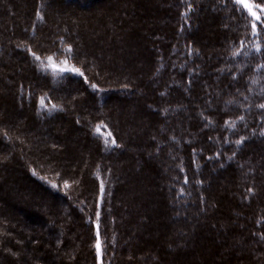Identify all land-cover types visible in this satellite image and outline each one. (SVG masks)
Instances as JSON below:
<instances>
[{"label":"trees","instance_id":"obj_1","mask_svg":"<svg viewBox=\"0 0 264 264\" xmlns=\"http://www.w3.org/2000/svg\"><path fill=\"white\" fill-rule=\"evenodd\" d=\"M71 1L76 3V0H68L66 4L68 5ZM35 2L38 3L36 9L30 8L33 15L21 10L24 15H30L25 21L27 24L23 23V29H20L18 24V29L8 31L7 37L1 38L0 36V63L4 60L3 58L7 64L19 63L17 64L18 71L23 68L20 64L26 66L24 72L27 71L26 77H29L30 80L27 85L23 82L17 84L14 98L18 105L28 112L25 116L27 121L33 119L35 124L43 126L44 124L56 125L59 123L61 127L70 122L68 121L70 117L67 116V119L66 115H71L74 129L86 136L81 137V141L88 148V155L93 157L91 160L95 161L91 165L89 159V164L83 168L84 173L81 171L82 177L70 180L69 177L62 178L59 174H53L54 164L51 166L46 165L47 161H37V165H35L27 157L30 156L29 150H24L21 140H13V136L10 134L13 125L8 126L9 129H5L0 134L2 136L0 138L2 141L3 139L8 141L2 142L5 147H8L9 143L11 149L18 145L23 147L21 154L23 152V163L28 171L25 179L29 183L28 185L32 182L30 186H36L35 189L33 188V192L37 190L40 194L37 191L35 194L39 195L40 199L45 197L50 200L49 207L60 202L69 213L71 208L79 212V214L76 212L79 230L83 231V238L88 234L90 241L88 248L92 249L95 257L97 254L95 247L97 223H99L103 260L105 264L116 262V238L117 232H119V230L115 231L116 213L115 217L112 213H103L107 208L117 207L115 199L121 186L117 180L116 167L125 171L126 169L131 170L129 173L132 176L137 173L140 176L142 170H145L147 175L150 173L157 175L162 171L159 178L165 182L166 186V189L162 188L160 191L163 196L162 204L165 208V216L173 220L186 219L187 217L194 219L196 214L199 217L200 213L205 212L207 206L212 204L209 203L211 198L207 188L215 179L213 175L218 172L235 171L233 168H238L234 158L228 156L231 143H227L228 141L225 143L222 139L225 129L222 131L218 128H221L227 120L234 121L238 116L234 113H237L240 108L244 114L241 124L245 123L246 125L245 139L240 149L248 147L241 155L245 160L246 156L250 154L247 161H243L244 163L240 166L247 171L255 169L263 171L259 177L256 175L252 177L247 172L246 180L249 183L264 184V164L262 165L264 163V109L259 107L260 104H264V67H261L264 65V33H261L260 36L252 34L249 19L237 10L238 6L233 0H169V3L172 4L170 5L171 10L165 13L168 22L166 27L163 26L164 32L155 35L157 46L152 44L151 52L145 48V45L139 47L143 69L138 79H135L137 77L130 78L132 75H123V78H120L121 76L113 77L112 70L111 73L108 71L106 75L102 76L98 74V70L96 75V71L94 73L88 69L90 64H93L88 57H93V55L86 50L85 46H82L81 49L76 46L75 42L81 38L79 39V34L66 31L65 23L62 24L65 16L59 14L57 15L58 21L54 22L51 19V22L47 23L44 12L53 11L51 7L54 4L42 3L41 0ZM53 2L58 4V7L55 8H59L61 1L53 0ZM255 2H260V0ZM75 5L83 6L81 3ZM71 6L68 5L67 8ZM10 10L12 11L11 15H14L13 8ZM211 13L215 15L210 16ZM49 15L51 14L49 13ZM204 16L207 18L204 19ZM10 19L12 18L10 17ZM219 22L225 25L224 29L227 31L224 33L218 30ZM211 26L215 30L210 29ZM10 28H13V24ZM202 28L205 29L204 38H202ZM139 39L149 44L153 42L141 36ZM203 41H210L217 45L212 51L205 52V49L203 50L199 45ZM79 43L82 44V42ZM257 43L261 45L260 52L255 51ZM242 49L244 52L234 55L238 50L243 51ZM35 56H39L41 59L37 60ZM49 57L57 61L67 59L70 65L79 69V72L69 71L57 74L49 71L46 67H41V61ZM198 59L201 63L194 64ZM203 63L205 71L215 73L214 77L207 79L201 77L200 74L203 71L200 65ZM206 65L209 66L206 68ZM100 67L98 66V68ZM111 68L113 67L106 70ZM227 73L233 76L225 77ZM29 74L33 77H30ZM39 79L40 81H38ZM39 83L40 85H38ZM41 83L46 85L42 84L44 86L42 87ZM45 86L47 87L45 88ZM40 87L43 89L40 90ZM250 89L249 94H246V91ZM55 91L57 92L55 93ZM225 91L228 93L227 96H225ZM67 92L73 93L74 97H70ZM230 92L231 94L232 92L244 93H242L243 96L236 99V95L229 97ZM132 96H134L132 101L137 100L138 104L143 101L139 111L146 116L147 126L146 132L139 134V141L135 145L132 138L133 136L137 137L139 131L137 130L136 134L132 128H129L124 133L121 121H115L114 114L110 113L108 109H106V113L103 112L108 104H111L113 108L116 106L119 112L122 111L128 101L127 98ZM42 97L46 106H42L40 103ZM76 101L82 106V111L76 107ZM221 103H224L222 105L225 111L223 115L213 114V108L215 106L219 108ZM70 105L73 107H69ZM135 113L137 114V110ZM184 114L187 117L185 126L178 120L173 122L174 117H183ZM133 127L136 130V126ZM213 128H215L214 133H212ZM236 131L240 132V129L237 127ZM109 133H111L110 136ZM235 134L237 133L233 135L235 136ZM113 139L115 144L112 143ZM251 142L257 143L253 146L250 145ZM31 146L33 147V143ZM218 146L221 148L219 155L216 151ZM222 146L226 147L222 149ZM257 146L260 149V151L257 150L259 156H256L259 157L258 163L252 164L254 163L252 149H256ZM39 147L36 146L38 151L41 150ZM57 151L59 150H55V152ZM95 156H99L97 161L94 159ZM151 159H158L162 170L152 162H147ZM163 173L165 177H163ZM84 174L85 178L87 177L86 182L91 188L89 191H86L85 183L82 180ZM233 178L235 179L236 176ZM101 185H103V189ZM246 188L242 192L239 185L237 194L242 199L247 198L250 205L243 207L245 209L243 211L236 208L238 201L232 200L230 206L228 205L224 210V214L229 218H232L233 214L234 216H249V223L244 224L247 235L254 245L264 248V186L260 190H253L251 194ZM96 197L99 204L93 208ZM97 213H99L98 221ZM121 227L123 229V226ZM252 235L255 237L252 238ZM263 251L262 256H264ZM83 254L84 252H82Z\"/></svg>","mask_w":264,"mask_h":264},{"label":"rangeland","instance_id":"obj_2","mask_svg":"<svg viewBox=\"0 0 264 264\" xmlns=\"http://www.w3.org/2000/svg\"><path fill=\"white\" fill-rule=\"evenodd\" d=\"M9 1L10 0H0V9H1L0 10V23H2L0 25L1 38H4L5 36L7 37L8 36L7 32L9 30H10L9 32H11V29L13 28L17 30L18 24H20V27H21L20 29H23L24 26H22V24L28 19V17L31 14L32 15L34 14L33 11H30V9L28 8L34 7L33 9H36L37 4H38L37 2H35L36 0H31V1L30 0H23V1L22 0H11L10 2ZM41 1L42 3L44 2V3H49V5H53V0H41ZM63 1L66 2L68 0H62L61 2L63 4L59 2L60 3L59 8H55L58 6L54 2L56 6L54 5L51 7V10H53L51 11L52 13L49 12L51 15H49L47 11L44 12L45 18L47 19V23H48L50 22L49 19H52V21L54 22L58 21L57 15L59 14L65 16L64 19L62 20L63 21L62 24L64 25L65 23L66 31H69V33L79 34V39L80 38L82 39V41L80 39L79 41L75 42L76 46H78L80 49L82 48V46H85L86 50L91 55H93V57L92 56L88 57L89 61H92L91 63H93V64H90L88 69H91V71H93L94 73L96 71V75H97V71L99 70L98 74L100 76L106 75L108 71L109 73H111L110 71L112 70L113 75H114L113 77L121 76L120 78H123L122 77L123 75H126V76L132 75L130 78L137 77L135 79H138V77H140V74L142 73L141 70L143 69L141 67L143 65L141 61L142 59H141V54L139 52V47L140 45H142V47L143 45H145V48L149 52H151V45L157 44V39L155 38V35L157 33L161 34L164 32L163 26L166 27V23L168 22L166 21L165 13H168L166 11L171 10L170 5H172L171 3H169V0L168 1L166 0H105V1L101 0L97 2L96 0L94 1L79 0V2L78 0H76V3L78 4L82 3V5L83 4L84 5L76 6L75 5L76 3L74 4L73 2H70L68 5L70 6L73 4L71 7H74V8L76 6L75 9L77 10H75L74 8H71V9L67 8L68 5L64 3ZM255 1L256 0H249V2H255ZM90 2L91 3L93 2V3L91 4ZM255 3H258V2H255ZM30 4L32 6H30ZM64 5L65 7H63ZM10 8H13V12H15L14 16L11 15L10 12L12 11L10 10ZM60 9L64 12H62ZM21 10H25L26 12L30 13V15L29 16L26 15L28 17H24L25 15H23ZM16 12L18 13L20 12L22 14L19 13V15H17ZM9 15L11 16V18H13V21H11V19L10 20L6 19L7 17L10 18ZM214 15L215 14L213 13L210 14V16H214ZM15 16H17L18 18H16ZM206 18L207 16H204V19ZM5 19L8 21H6ZM11 24H13V28H10ZM25 24L27 23L25 22ZM169 25L171 24L169 23ZM224 26L225 25L219 22L218 30L224 33L225 31H227L226 29H224L225 28ZM4 28H6L7 30L6 29L4 30ZM205 29L203 28L201 29L203 33L202 38L205 37L204 36ZM210 29L215 30V28L213 29L212 26L210 27ZM209 32H211V30H209ZM140 36L145 37L146 40H152L153 42L149 44V43H146L144 40L140 41L139 39ZM91 39H93V41H91ZM79 42H82V44L80 45ZM201 43L199 45L203 48V50L205 49L204 50L205 52H207L208 50L212 51L216 47L215 45H217V43H213L210 41H203V43L202 44ZM99 51L101 54L99 53ZM241 52H244V50L243 51L238 50L236 53H241ZM3 59L5 60V58ZM4 60L0 63V78L2 77L0 79L1 80L0 82H2L0 83V88L1 87L5 88L7 86L6 87L7 89L5 90L1 88L3 91L0 89L1 90L0 98H2L0 99V102L1 101L3 102V103L1 102L0 104V106L2 105L1 106L2 109L0 108L1 109L0 110L1 111L0 112V117H1L0 118L1 119L0 120L1 121L0 122V134L3 133L5 129H9L8 126L12 125L13 122L15 121L14 122L15 125L13 124V128H12L13 130L12 129L10 130L11 131L10 134L11 136H13V140H18V141L21 140L20 142H22V146L24 147V150L25 151L29 150L31 157L30 156H27V157H29L30 160L33 161L35 165H37V161L38 162L47 161L49 164L45 163L46 165L52 166V164H54L55 166L54 167L55 170H53L54 171L53 174H59L60 176H62V178L69 177L70 180L71 178H75V177L81 178L82 177L81 171L83 172L84 166L86 164H89V161H88L89 159L90 160L93 159L92 156L88 155L89 150L84 145L83 141H81L82 139L81 137H86V136L83 133H79V131L74 129L73 117L71 115H68L71 118V120L70 118L68 119V121L70 122L66 123L65 125H62L61 127L59 126V123H56V125L49 124L45 127L42 125L43 126L42 128L40 124L39 125L35 124L33 119H32L33 122L30 119H29L30 121L28 120L29 121L28 122L25 117L27 116V112L24 110V108H22V106L20 105H17L18 104L17 102H16L17 104L15 102L13 103V99L11 101H7L8 96L11 95V97L12 96L15 97L14 96L15 92L13 91L16 90L18 83L23 82L25 85H27V83L29 82L28 81L29 77H26L27 74H25L24 72L25 66L20 64V66H23L21 71L19 70L21 72L20 74V72L18 71L19 66L17 65L19 63L11 62L7 64L5 63ZM198 60H195L194 64L196 63L200 64L201 61L200 59ZM109 64L110 66L108 67ZM42 65H45L46 69L54 73H57V74L74 71L72 69H75L72 64L70 65V63L67 62V59H62V60L57 61L53 58L52 61L49 62L47 58L41 61V67ZM98 66H101L102 68L101 67L98 68ZM200 66H202V71H203V73L200 74L201 77L206 78V79L208 77H214L215 73L213 74V73H208L209 71H205L204 63ZM208 66L209 65H206V68ZM110 67H113V68H111L110 70H106V69H109ZM61 69H67V70L61 71ZM235 69L240 71L238 68H235ZM229 74L228 73L225 74V77L233 76V75L230 76ZM17 78L19 79L21 78V79L19 80ZM213 79H212V82L214 81ZM15 81H16V84H15ZM7 82L8 84L6 85ZM8 86H11V87H8ZM11 88H13L12 92H11ZM234 90H237V89H234ZM239 90L241 91V89ZM249 91H251V89L247 90L246 94H249ZM5 93L6 95H4ZM242 93L244 92H237V93L232 92V94L230 92L229 97H232V95H236V99H238L239 96H243ZM227 95L228 93L226 92L225 96ZM139 97L142 98V96H139ZM132 98H134V96L127 98L128 101L127 103H125L124 108L120 112L116 106L115 108H113V106L111 107V104H108L107 107L104 109L105 111L103 112L106 113L107 111L106 109H108L110 113L114 114L113 116H115V121L116 120L117 122L121 121L123 125V129H124V133H126V130L129 128H132L133 131L136 132V134H137V130L139 131L137 137L133 136L132 138V141L134 142V145H135L139 141V138H138L140 137L139 134L141 135L143 132H146L145 130L147 126H146V121H145L146 116L143 115V113H140L139 111L141 109L140 107H142L143 105V101L140 100L141 103L138 104V101L137 100L132 101ZM4 100L9 103L7 104L6 102L5 103L6 105H5ZM77 101L75 102V105L79 109V111L80 110L82 111V106L80 104H77ZM10 103L13 105L15 104V105L13 106ZM3 104L5 106H3ZM9 104L11 105L12 109L10 107L8 109L7 105L9 106ZM223 104L224 103H221V106L219 108L215 106L213 108L214 109L213 114L223 115V112H225L224 108L222 107ZM69 107H73V106L70 105ZM5 108H7L6 112H5ZM135 110H137V114L135 113ZM6 113H7V116H6ZM15 113H18V114H15ZM12 114L14 115V117H12ZM234 114L238 115L237 117H235L234 121L231 119L227 120L226 122H224L221 128L220 127L219 128L215 127V128L222 129V131H224L223 129H225L224 137L222 139L223 141H225V143L226 141H228L227 143L229 144L231 143L232 146L229 147V152L227 151L229 153L228 156L230 158H234V161L236 162V166L238 168L236 169L233 168V170L235 171L218 172V174L213 175L215 179L213 180L210 187L207 188V191H209V195L211 198L209 199V203H212V204L211 205L209 204V206H207L206 211L201 212L199 217L196 214L194 215L195 216L194 219L187 217L186 219L182 218L181 220H173L170 217L165 216L166 212L164 211L165 208L162 204L163 196L161 195L160 191L162 190V188L166 189V186L164 185L165 182L159 178L161 177L162 171L159 170L160 173H158L157 175H153L152 173H150L148 174L149 176L147 175V173H145L146 172L145 170L141 171L140 176L137 175L139 174L137 173L138 171H135L137 174L132 176L130 174L131 170L128 171V169H126L125 171V170H121L120 168L116 167V173L119 177V179L117 177V180L119 182V185L121 186V189L117 193V196L115 199V202L117 204L116 206L118 208L116 207L117 211L115 207L107 208L103 211V213H106V214L112 213V215H114L113 217H115V213H116L115 231L119 230V232H117L118 234L116 238V241H117L116 243L117 248L115 251L116 262H114L113 264H264V256H262V250H264V248L259 247L260 245L258 247L254 245L253 241H251L250 237H248L247 235L246 226L244 224L249 223V220H250L249 216L248 217H245L242 215L234 216L233 214L232 218H229L225 216L224 214L225 212L224 210H226V207L228 205L230 206L232 200L234 202L238 201L237 202L238 206L236 205L237 206L236 208H240L243 211L245 210L243 209V207H248L250 205L248 201L246 200L247 198L242 199L237 194V192L239 191V185L242 188V192L245 190L244 188L247 187L246 189L249 190L250 194L252 193L253 190H257V189L260 190L264 186L263 183L262 185H258V183H255V182L249 183L246 180L247 172L250 173L252 177L254 175L259 177L263 171L260 172V170H256V169L254 171L253 170L247 171V170L242 169L243 167L240 166L242 163H244L243 161H247V159L250 157L249 156L250 154L246 156V159L244 160L241 153H244L246 148L248 147H246L245 149L243 148L240 149V146H242V142L245 139L244 131L246 127L245 123L244 125L243 123L241 124L243 120L240 119V117L244 118L243 110L240 108L238 109L237 113L235 112ZM3 115L6 118L5 117L3 118L2 117ZM9 116H10V119H9ZM183 117L181 116L174 117L173 122H176L178 120L181 124L185 126L186 124L185 119H187V117L185 116V114L183 115ZM8 119L9 120L12 119V121H8ZM19 120L20 122L18 123ZM229 122H232V124H234L235 126L232 127L229 124ZM25 124L28 130H26ZM16 125H17V128L15 129ZM29 125L31 127L34 126L32 127L33 129ZM28 126L30 128H28ZM133 126H136V130ZM237 127L240 129V132L236 131ZM215 128H213L212 133L215 132ZM234 133H237V134H235L234 136L233 135ZM48 134L49 136H47ZM67 134L69 135L71 134L70 136L72 139L69 138L70 136ZM37 137L39 140H37ZM40 137L43 139H41ZM67 138H69V140ZM5 140L6 139H3L4 142H8L7 140L6 141ZM65 140H67L70 143L69 144L66 143L67 141ZM34 141L38 143L33 144V147H32L31 144ZM237 141H242V142L237 143ZM256 143L257 142H254V143L251 142L250 145L254 146L256 145ZM35 145L40 146L39 148H41V150L39 149L38 151ZM22 146H17L16 148H12V149L5 148V146H3V143H2V138H0V151H1L0 161L4 162V163L1 162V164H5V163L7 164V165L5 164V168L8 167L7 169L0 167L1 173H4L3 171L5 170L4 174L0 173V177L2 176L3 178H5V179L2 178L5 184L2 181H0V187L2 186V184H4L3 187L0 188L1 189L0 197H2L1 199L4 198V200H0V202L3 201L6 204V205L4 204L5 206L3 205V203L1 204V206L2 205L4 206V207L2 206L3 208L8 207V209L6 208L7 209L6 210V209H2V207L0 206L1 208L0 212L4 213L5 210L8 211L10 209V214H9V211L7 213L5 212L6 214L4 213L5 216L2 213H1L2 215L0 214V216H2L0 217V264H5V263L9 264L11 262H13L11 264H15V263L19 264L22 260H23L22 262L24 263L21 262L20 264H52V263L62 264V262L63 264H66L64 262H67V264H69V262L70 264H75V263L78 264V262L79 264L80 263L81 264H93L94 262L97 264H105V261L103 260L102 247H101V254L99 256L96 250V253H97L96 257L93 254L92 249L89 250L88 242L90 241L88 240V234H86L85 237L83 238L84 234H83V231L81 232V230H79L80 227H79V222L77 220L79 212L76 209L74 208L70 209L68 207L70 209V213H69L67 208L62 206V203L60 202H57L58 204H53V206L51 205L52 207H49L50 201H48L45 197H42L43 199H40V196L34 194L35 192L31 194V190H33V187L31 188V186H27L28 184L25 183L27 181L25 177L27 176L26 174H28V171H27V167L23 163V159H24L23 158L24 156H22L23 152L21 154V148H23ZM30 147L32 148L30 149ZM225 147L226 146H222V149H224ZM134 149H136V146H134ZM220 149L221 148H219L218 146V149L216 150L217 154L219 153V151H221ZM55 150H59V151L55 152ZM66 150L68 154L70 153L69 155L67 154ZM257 150L260 151L258 146L256 149H252L253 151L252 158L254 160V163L252 164L258 163L257 161L259 157H256V156H259V155L257 153ZM64 152H65L64 155L61 154ZM72 156H73V159H72ZM62 157H64L65 159H63ZM67 157L68 158L71 157V159L70 158L68 159ZM126 158L128 159L127 156ZM94 159H96L97 161L99 159V156L97 157L95 156ZM152 160L154 159H151L149 161L146 160V161L152 162L158 169H161V166H159V160L158 159H155L154 161ZM93 161L95 160H91L90 162L91 165ZM10 163H11V167H9ZM1 164L0 166L4 167V165H1ZM263 164L264 163H262V165ZM38 166H40V164H38ZM12 175H15L16 177L15 176L12 177ZM18 175L19 176L21 175V176L19 177ZM7 176L9 177V180L7 179L8 178ZM234 176H236L235 178L236 180L233 178ZM163 177H165V174ZM19 178H23V179L19 180ZM86 178L84 174L82 180L85 183L86 191H89L91 190V188H89V185L86 182ZM21 180H23L22 182L26 184L27 186L26 189L24 188V184L21 182ZM6 182L9 185H7ZM18 182L20 184H23V186L20 184H17L18 185L17 186L16 183ZM14 185L17 187L14 188L15 187ZM19 185H20V188H19ZM8 186L9 187L13 186V187L12 189H10L11 187L9 188ZM5 187L7 189H4ZM8 188L11 194H8L10 193ZM17 188L21 196L18 193ZM21 188H24V189H21ZM2 189L4 190L2 191ZM13 189L16 190L15 191L16 194L14 193ZM12 194L13 195L15 194L14 195L15 197ZM22 194L24 196H22ZM6 195H9V196H6ZM8 197L10 198L8 199ZM12 198H14L15 200L14 199L12 200ZM17 198L21 200L19 201V203H17L18 201L16 202ZM34 199L35 201H38V203L37 202L35 203ZM7 200H9L8 203H6ZM23 200L24 201L31 200V201L26 204ZM97 200L98 198L96 197L94 200L95 205L92 206L93 208H96L98 206L99 200H98V203H97ZM10 201L11 203H9ZM32 201H34L33 202L34 206H32ZM36 204L38 207L36 206ZM9 205L12 207V209L16 208L15 211L18 209L16 213H21L22 212L21 210L24 209L23 210L24 213L20 214L24 216L20 218L21 216L16 214L15 211L12 210ZM12 205H14V207ZM21 205L23 207L26 205L25 207L31 208L32 211L37 209V211L36 210L35 212L33 211L34 213L32 214L31 209L29 210V208L28 209L23 208ZM12 214H15L16 217L12 216ZM26 214L27 216H25ZM31 214L32 216H30ZM34 214L36 218H34L35 217ZM6 215H8V217ZM46 215H48V217ZM3 216L7 218H5L4 220ZM9 217H12V218L14 217V218L9 219ZM17 217L20 218L22 221L19 220ZM37 218H40V219L38 220ZM14 219H16V221ZM31 219H33V221H36L37 223L33 222ZM23 221L25 222V224ZM38 221L39 222L42 221V222L39 224ZM29 222L31 225L29 224ZM28 224L29 226L26 227ZM121 226H123V229ZM15 227H17L18 229L17 228L14 229ZM29 227H32L33 229L34 228L38 229L39 227L38 229L39 231L35 229L33 230L32 228H29ZM40 228L43 231H45L46 229L47 230L46 232H42ZM13 229L16 232H14ZM27 229H29L27 233L31 231L30 232L31 236L29 233V236L27 237L28 234L26 235V232H25V230L27 231ZM51 229L55 231L53 230L50 231ZM124 229L125 231H123ZM22 230H24L25 235ZM32 230L34 231L35 235L33 234ZM36 231L37 233L39 232L38 235L42 233L41 235L44 237H39L37 233H35ZM17 232H20V233L22 232L21 234H23L26 237L23 236L22 238V235ZM46 233L50 234L48 236L49 242H51L50 240H52L51 242L52 245L51 246L49 245L51 249L47 247L49 242L45 243L46 241H48V240L45 241V239H47ZM120 236H121V240H120ZM253 237L255 236L252 235V238ZM41 238L42 239L45 238V239L42 240ZM40 239L44 243V244L42 243L44 245V246L42 245L43 247L41 246ZM6 240L8 241L11 240V242H5ZM99 241L101 244L100 238H99ZM13 243H15V246L18 244L19 248L14 249V246H12ZM28 243H29V246H28ZM96 243H97V239H96ZM45 244L47 245L45 246ZM37 245L41 246L42 248L38 247ZM32 246L34 248L35 246H37L35 249L37 250V248H39L40 251H43L44 248L46 247L47 250H50V251H47V254H44V252H46L45 250L43 251V253L42 252L40 253L39 250H37L38 252L34 250ZM55 249L57 252L55 251ZM66 249L67 251H64ZM82 252H84L83 255H82ZM51 253H52V256L54 255L53 258L51 255H49ZM59 253L61 255L63 253L62 258L60 257L61 255ZM40 254H43L45 256L40 255ZM58 254L60 256L57 257ZM64 254H66L67 257ZM21 255L23 258L21 257ZM7 256L13 258L11 262H9L10 259L8 260ZM45 257H49L50 259H47V258L43 259ZM15 259L17 260L18 263L16 262ZM51 259H54L53 262L51 261L52 263L49 261ZM45 260H48L49 262H46Z\"/></svg>","mask_w":264,"mask_h":264},{"label":"bare ground","instance_id":"obj_3","mask_svg":"<svg viewBox=\"0 0 264 264\" xmlns=\"http://www.w3.org/2000/svg\"><path fill=\"white\" fill-rule=\"evenodd\" d=\"M10 1H11V0H10ZM10 1H9V2H10ZM30 1H31V0H30ZM61 1H62V0H61ZM85 1H87V0H85ZM92 1H94V0H92ZM97 1H101V0H96V2H97ZM103 1H105V0H103ZM16 2H18V1H16ZM16 2H15V3H16ZM19 2H20V1H19ZM24 2H25V1H24ZM56 2H57V1H56ZM63 2H64V1H63ZM71 2H72V1H71ZM78 2H79V0H78ZM15 3H14V4H15ZM30 3H31V2H30ZM60 3L63 4L62 2H60ZM60 3H59V6H60ZM64 3H67V2H64ZM90 3H91V2H90ZM92 3H93V2H92ZM92 3H91V4H92ZM33 4H34V3H33ZM53 4H54V2H53ZM77 4H78V3H77ZM81 4H82V3H81ZM15 5H16V4H15ZM18 5H19V4H18ZM21 5H23V4H21ZM25 5H26V4H25ZM54 5H55V4H54ZM57 5H58V4H57ZM65 5H66V4H65ZM65 5H64L63 7H65ZM72 5H73V4H72ZM83 5H84V4H83ZM30 6H32V5L30 4ZM55 6H56V5H55ZM88 6H89V5H88ZM24 7H25V6H24ZM24 7H23V8H24ZM28 7H29V5H28ZM33 8H34V7H33ZM70 8H71V7H70ZM73 8H74V7H73ZM28 9H30V7H29ZM74 9H75V8H74ZM0 10H1V9H0ZM3 10H4V9H3ZM17 10H18V9H17ZM32 10H33V9H32ZM7 11H8V10H7ZM27 11H28V10H27ZM9 12H10V11H9ZM20 12H21V11H20ZM20 12H19V13H20ZM22 12H23V11H22ZM10 13H12V12H10ZM27 13H28V12H27ZM17 14H18V13H17ZM20 14H22V13H20ZM25 14H26V13H25ZM84 14H85V13H84ZM1 15H2V14H1ZM23 15H24V14H23ZM6 16H7V14H6ZM13 16H14V15H13ZM13 16H12V17H13ZM10 17H11V16H10ZM15 17L18 18L17 16H15ZM15 17H14V18H15ZM20 17H21V15H20ZM24 17H26V15H25ZM27 17H28V16H27ZM6 19H9V20H10V18H8V17H7ZM6 19H5V20H6ZM12 19H13V18H12ZM12 19H11V20H12ZM3 20H4V19H3ZM14 20H15V19H14ZM20 20H22V19H20ZM49 20H51V19H49ZM6 21H8V20H6ZM15 21H16V20H15ZM1 22H2V21H1ZM23 22H24V21H23ZM50 22H51V21H50ZM50 22H48V23H50ZM4 23H5V22H4ZM1 24H2V23H0V25H1ZM7 24H8V23H7ZM16 25H17V23H16ZM19 25H20V24H19ZM51 25H52V24H51ZM6 26H7V25H6ZM22 26H23V24H22ZM41 26H42V25H41ZM46 26L48 27L49 24L46 25ZM46 26H45V27H46ZM15 27H16V26H15ZM17 27H18V25H17ZM43 27H44V24H43ZM0 28H1V27H0ZM38 28H40V27L38 26ZM5 29H6V28H4V30H5ZM13 29H14V28H13ZM47 29H48V28H47ZM4 30H3V31H4ZM6 30H7V29H6ZM9 31H10V30H9ZM42 31H43V30H42ZM15 34H16V33H15ZM5 37H6V36H5ZM46 37H47V36H46ZM46 37H45V38H46ZM15 40H16V38H15ZM35 40H36V39H35ZM40 40H41V39H40ZM49 40H50V39H49ZM47 42H48V41H47ZM42 43H43V42H42ZM48 43H50V41H49ZM43 44H44V43H43ZM45 44H46V43H45ZM39 45H40V44H39ZM41 45H42V44H41ZM41 45H40V46H41ZM46 45H47V44H46ZM24 64H25V63H24ZM25 67H26V66H25ZM23 70H24V69H23ZM22 73H23V72H22ZM25 74H27V71H26ZM29 75H30V74H29ZM16 76H17V74H16ZM22 76H23V75H22ZM30 77H33V76L30 75ZM1 78H2V77H1ZM1 78H0V79H1ZM37 78H38V77H37ZM37 78H36V79H37ZM14 79H15V77H14ZM17 79H19V78H17ZM20 79H21V78H20ZM20 79H19V80H20ZM36 79H34V81H35ZM41 79H42V78H41ZM2 80H3V79H2ZM29 80H30V78H29ZM0 81H1V80H0ZM3 81H4V80H3ZM16 81H17V80H16ZM38 81H40V79H39ZM12 82H14V81H12ZM36 82H37V80H36ZM42 82H43V81H42ZM76 82H78V81H76ZM76 82H73V83H76ZM0 83H2V82H0ZM37 83H38V82H37ZM7 84H8V82L6 83V85H7ZM42 84H43V83H41V85H42ZM38 85H40V83H39ZM43 85H46V84H43ZM43 85H42V87H44ZM69 85L71 86V83H70ZM75 85H76V84H75ZM1 86H2V85H1ZM4 86H5V84H4ZM36 86H37V85H36ZM72 86H73V84H72ZM6 87H7V86H6ZM6 87H5V88L1 87V88H3V89L6 90V89H7ZM8 87H11V86H8ZM42 87H40V90L43 89ZM46 87H47V86H45V88H46ZM67 87H68V86H67ZM67 87H66V88H67ZM1 88H0V89H1ZM13 88H14V87H13ZM13 88H11V92H12V89H13ZM37 88H38V86H37ZM41 88H42V89H41ZM69 88H70V87H69ZM71 88H72V87H71ZM73 88H74V86H73ZM75 88H76V87H75ZM1 90H2V89H1ZM1 90H0V91H1ZM65 90H66V89H65ZM65 90H62V91H65ZM69 90H70V89H69ZM73 90H74V89H73ZM73 90H72V91H73ZM2 91H3V90H2ZM62 91H61V92H62ZM77 91H78V90H77ZM77 91H76V93H77ZM4 92H5V91H4ZM9 92H10V90H9ZM9 92H8V93H9ZM11 92H10V94H11ZM13 92H14V91H13ZM56 92H57V91H55V93H56ZM68 92H69V91H68ZM68 92H67V93H68ZM78 92H79V91H78ZM0 93H1V92H0ZM8 93H7V94H8ZM63 93H64V92H63ZM71 93H72V92H71ZM73 93H75V92L73 91ZM73 93H72V94H73ZM53 94H54V93H53ZM57 94H59V93H57ZM57 94H56V95H57ZM60 94L62 95V93H60ZM64 94H65V93H64ZM64 94H63V95H64ZM68 94H69V93H68ZM72 94H69L70 97H71V96L74 97V95H72ZM77 94H79V93H77ZM77 94H76V95H77ZM4 95H6V93H5ZM69 95H67V96H69ZM67 96H66V97H67ZM0 97H1V95H0ZM5 97H6V96H5ZM62 98H64V97L62 96ZM0 99H2V98H0ZM3 99H4V98H3ZM5 99H6V98H5ZM7 99H8L7 101H11V100L13 99V103H14V102L16 103V101H14V100H15L14 97H13V96L11 97V95L8 96ZM66 99H68V98H66ZM4 101H5V100H4ZM7 101H5L4 104H5ZM1 102H2V101H1ZM1 102H0V104H1ZM2 103H3V102H2ZM8 103H9V102H7V104H8ZM93 103H94V102H93ZM4 104H3V106L6 105V104H5V105H4ZM10 104H11V103H10ZM10 104H9V106L7 105L8 109H9V107L12 109L11 105H13V104H11V105H10ZM16 104H17V103H16ZM95 104H96V103H95ZM14 105H15V104H14ZM14 105H13V106H14ZM17 105H18V104H17ZM1 106H2V105H1ZM1 106H0V108L2 109ZM95 106H97V105H95ZM1 109H0V110H1ZM17 110H18V109H17ZM6 111H7V108H5V112H6ZM0 112H1V111H0ZM3 112H4V111H3ZM3 112H2V114H3ZM5 112H4V113H5ZM17 112H18V111H17ZM10 113H11V112H10ZM12 113H14V112H12ZM27 113H28V112H27ZM2 114H1V115H2ZM15 114H18V113H15ZM67 114H68V112H67ZM4 115H5V114H4ZM4 115L2 116L3 118L5 117ZM8 115H9V114H8ZM64 115H66V114H64ZM6 116H7V113H6ZM66 116H68V115H66ZM12 117H14L13 114H12ZM17 117H18V116H17ZM61 117H63V116H61ZM68 117H69V116H68ZM68 117H67V119H68ZM0 118H1V117H0ZM5 118H6V117H5ZM20 118H21V117H20ZM20 118H19V119H20ZM9 119H10V116H9ZM9 119H8V121H12V119H11V120H9ZM0 120H1V119H0ZM3 120H4V119H3ZM3 120H2V121H3ZM21 120H22V119H21ZM70 120H71V118H70ZM6 121H7V120H6ZM13 121H14V119H13ZM16 121H17V120H16ZM0 122H1V121H0ZM14 122H15V121H14ZM14 122H13V124H14ZM19 122H20V120L18 121V123H19ZM24 122H25V121H24ZM36 122H37V121H36ZM3 123H4V122H3ZM3 123H2V124H3ZM37 123H38V122H37ZM7 124H8V123H7ZM13 124H12V125H13ZM16 124H17V123H16ZM8 125H9V124H8ZM8 125H6V126H8ZM12 125H11V126H12ZM14 125H15V124H14ZM20 125H21V124H20ZM38 125H39V124H38ZM46 125H48V124H46ZM46 125L44 124V127H45ZM1 126H2V125H1ZM3 126H4V125H3ZM18 126H19V125H18ZM22 126H23V125H22ZM29 126H30V125H29ZM29 126H28V128L31 127V126H30V127H29ZM41 126H42V125H41ZM41 126H40V127H41ZM26 127H27V126H26V124H25V128H26ZM32 127H34V126H32ZM32 127H31V128H32ZM3 128H4V127H3ZM8 128H9V127H8ZM16 128H17V125L15 126V129H16ZM21 128H23V127H21ZM42 128H43V126H42ZM11 129H12V128H11ZM18 129H19V128H18ZM32 129H33V128H32ZM12 130H13V129H12ZM26 130H28V129L26 128ZM37 130H38V129H37ZM41 130H42V129H41ZM20 131H21V130H20ZM22 131H23V130H22ZM31 131H32V130H31ZM39 131H40V130H39ZM43 131H44V130H43ZM26 132H27V131H26ZM28 132H29V131H28ZM39 133H40V132H39ZM42 134H43V133H42ZM44 134H45V133H44ZM38 135H39V134H38ZM67 135H69V134H67ZM67 135H66V136H67ZM70 135H71V134H70ZM70 135H69V136H70ZM72 135H73V134H72ZM44 136H45V135H44ZM40 138H41V137H40ZM69 138H71V136H70ZM69 138H67V139L69 140ZM41 139H43V138H41ZM71 139H72V138H71ZM37 140H39L38 137H37ZM73 140H74V139H73ZM73 140H72V141H73ZM16 141H18V140H16ZM65 141H67V140H65ZM70 141H71V140H70ZM2 142H3V141H2ZM37 143H38V142H37ZM66 143L69 144L70 142L67 141ZM66 143H65V144H66ZM4 144H5V143H4ZM33 144H35V141L33 142ZM41 144H43V143H41ZM7 145H8V143H7ZM14 145H15V144H14ZM71 145H72V144H71ZM71 145H70V146H71ZM18 146H19V145H18ZM20 146H21V145H20ZM35 146H36V145H35ZM65 146H66V145H65ZM6 147H7V146H6ZM6 147H5V148H6ZM9 147H10V145H9L7 148H9ZM66 147H67V146H66ZM68 148H69V147H68ZM70 148H71V147H70ZM45 149H46V148H45ZM13 150H14V149H13ZM17 150H18V149H17ZM63 150H65V149H63ZM10 151H11V150H10ZM14 152H15V151H14ZM66 152H67V150H66ZM0 153H1V151H0ZM61 154L64 155L65 152H64V153H61ZM67 154H68V152H67ZM67 154H66V155H67ZM69 154H70V153H69ZM69 154H68V155H69ZM63 155H62V156H63ZM66 155H65V157H66ZM62 158L65 159L64 157H62ZM67 158H68V157H67ZM69 158L71 159V157H69ZM69 158H68V159H69ZM72 159H73V156H72ZM1 162H2V161H0V164H1ZM20 162H21V161H20ZM2 163H4V162H2ZM8 163H9V162H8ZM5 164H6V163H5ZM5 164H1V165H4V167H3V166H0V167H1V168H5ZM19 164H20V163H19ZM6 165H7V164H6ZM20 165H21V164H20ZM8 166H9V165H8ZM9 167H11V163H10V166H9ZM7 168H8V167H7ZM7 168H5V169H7ZM1 170H3V169H1ZM12 170H13V169H12ZM14 171H15V170H14ZM3 172L5 173V170H4ZM0 173H1V172H0ZM4 173H1V174H4ZM13 174H14V173H13ZM3 176H5V175H3ZM13 176H15V175H12V177H13ZM18 176H19V175H18ZM20 176H21V175H20ZM20 176H19V177H20ZM7 177H8V176H7ZM15 177H16V176H15ZM0 178L2 179L3 177L1 176ZM17 178H18V177H17ZM23 178H24V176H23ZM23 178H19V180H20V179H23ZM25 178H27V177H25ZM1 179H0V181L3 182V179H5V178H3L2 180H1ZM7 179L9 180V177H8ZM11 179H12V178H11ZM11 179H10V180H11ZM15 180H16V178H15ZM17 180H18V179H17ZM4 181H5V180H4ZM11 181H12V180H11ZM22 181H23V180H21V182H22ZM24 181H26V180H24ZM2 182H1V183H2ZM15 182H16V181H15ZM19 182H20V181H19ZM19 182L16 183V185H17V184H20ZM28 182H29V180H28ZM3 183H4V182H3ZM9 183H10V182H9ZM22 183L24 184V188H25V189H26L27 186L32 185V182H31L30 185H27V186H26V184H25V183H27V182H25V183L22 182ZM4 184H5V183H4ZM4 184H2L1 187H3ZM6 184H7V182H6ZM23 184H20V185L23 186ZM27 184H29V183H27ZM7 185H9V184H7ZM10 185H11V184H10ZM12 185H13V184H12ZM20 185H19V188H20ZM14 186H15V185H14ZM17 186H18V185H17ZM17 186H15L14 188H16ZM22 186H21V187H22ZM1 187H0V188H1ZM8 187H9V186H8ZM10 187H11V186H10ZM10 187H9V188H10ZM12 187H13V186H12ZM12 187H11L10 189H12ZM32 187H33V186H31V188H32ZM34 187L36 188L35 185H34ZM34 187H33V188H34ZM9 188H8V190H9ZM24 188H21V189H24ZM35 188H34V189H35ZM37 188H39V187H37ZM4 189H7V188L5 187ZM4 189H2V191H3ZM13 190H14V189H13ZM15 191H16V190H14V193H15ZM17 191H18V188H17ZM36 191H37V190H36ZM36 191H35V192H36ZM9 192H10V190H9ZM37 192H38V191H37ZM4 193H5V192H4ZM7 193H8V192H7ZM18 193H19V191H18ZM32 193H33V190H31V194H32ZM38 193H39V192H38ZM0 194H1V189H0ZM8 194H11V192L8 193ZM15 194H16V193H15ZM15 194H14V195H15ZM19 194H20V193H19ZM29 194H30V193H29ZM34 194H35V193H34ZM39 194H40V193H39ZM3 195H4V194H3ZM3 195H2V196H3ZM12 195H13V194H12ZM14 195H13V196H14ZM17 195H18V194H17ZM35 195H36V194H35ZM6 196H9V195H6ZM6 196H4V197H6ZM20 196H21V194H20ZM20 196H19V198H20ZM22 196H24V195L22 194ZM30 196H31V195H30ZM38 196H39V195H38ZM14 197H15V196H14ZM34 197H35V196H34ZM1 198H2V197H0V200H4V198H3V199H1ZM9 198H10V197H8V199H9ZM27 198H28V197H27ZM27 198H25V199H27ZM38 198H39V197H38ZM6 199H7V198H6ZM6 199H5V200H6ZM13 199H14V198H12V200H13ZM17 199H18V198H17ZM17 199H16V202L18 201L17 203H19V201H21V200H19V199L17 200ZM22 199H23V198H22ZM10 200H11V199H10ZM14 200H15V199H14ZM28 200H29V199H28ZM8 201H9V200H7L6 203H8ZM23 201H24V200H23ZM30 201H31V200H30ZM30 201H24V202L27 204V203H29ZM34 201H35V199H34ZM34 201H32V206H34V205H33V202H34ZM48 201H50V200H48ZM24 202H23V203H24ZM36 202L38 203V201H35V203H36ZM2 203H3V205L5 204L3 201H1V202H0V206H1ZM9 203H11V201H10ZM12 203H13V201H12ZM20 203H21V202H20ZM23 203H22V204H23ZM35 203H34V204H35ZM47 203H48V202H47ZM30 204H31V203H30ZM30 204H29V205H30ZM3 205H2V206H3ZM5 205H6V204H5ZM5 205H4V206H5ZM7 205H8V204H7ZM18 205H20V204H18ZM2 206H1V207H2ZM4 206H3V207H4ZM9 206H10V205H9ZM12 206L14 207V205H12ZM15 206H17V205H15ZM21 206H22V205H21ZM25 206H26V205H25ZM25 206H24V207L22 206V207H23V208H26ZM32 206H31V207H32ZM36 206H37V204H36ZM36 206H35V207H36ZM3 207H2V209H6V208L8 209V207H5V208H3ZM10 207H11V206H10ZM10 207H9V208H10ZM19 207H20V206H19ZM37 207H38V206H37ZM28 208H29V207H27L26 209H28ZM33 208H34V207H33ZM0 209H1V208H0ZM7 209H6V210H7ZM11 209H12V207H11ZM15 209H16V208H13L12 210L15 211ZM30 209H31V208H29V210H30ZM6 210H5V212L7 213V212L9 211V214H10V209H9L8 211H6ZM17 210H18V209H17ZM17 210H16V211H17ZM23 210H24V209H23ZM23 210H21L22 212H21V211H20V212H21V213H24ZM35 210L37 211V209H35ZM35 210H33V211L35 212ZM1 211H2V210H1ZM3 211H4V210H3ZM14 211H13V212H14ZM16 211H15V213H16ZM25 211H26V210H25ZM27 211H28V210H27ZM31 211H32V209H31ZM33 211L31 212L32 214L34 213ZM5 212H4V213H5ZM13 212H11V213H13ZM1 213H2V212H0V214H1ZM4 213H2V214L5 216L6 213H5V214H4ZM21 213H16V214L20 215ZM26 213H28V212H26ZM29 213H30V212H29ZM37 213H38V212H37ZM2 214H1V215H2ZM32 214H31L30 216H32ZM35 214H36V213H35ZM35 214H34V216H35ZM42 214H43V213H42ZM44 215H45V214H44ZM48 215H49V213H48ZM48 215H46V216L48 217ZM4 216H3V217H4ZM6 216L8 217V215H6ZM12 216L16 217L15 214H12ZM20 216H21L20 218H22V216H24V215H20ZM25 216H27V214H26ZM42 216H43V215H42ZM46 216H45V217H46ZM0 217H2V216H0ZM7 217H4V220H5V218H7ZM14 217H13V218H14ZM10 218H12V217H9V219H10ZM13 218H12V219H13ZM17 218H18V217H17ZM17 218H16V219H17ZM20 218H18V219L21 220ZM25 218H26V217H25ZM34 218H36V216H35ZM16 219H14V220L16 221ZM37 219L39 220L40 218H37ZM45 219H46V218H45ZM6 220H7V219H6ZM19 220H18V221H19ZM31 220L33 221V219H31ZM15 221H14V222H15ZM18 221H17V222H18ZM21 221H22V220H21ZM28 221H29V219H28ZM23 222H24V221H23ZM30 222H31V221H30ZM30 222H29V224H30ZM33 222H36V221H33ZM38 222H39V221H38ZM41 222H42V221H41ZM41 222H39V224H40ZM27 223H28V222H27ZM36 223H37V222H36ZM16 224H17V223H16ZM20 224H21V223H20ZM20 224H18V225H20ZM24 224H25V222H24ZM29 224H28L26 227H28ZM30 225H31V224H30ZM32 225H33V223H32ZM16 226H17V225H16ZM22 226H23V225H22ZM34 226H35V225H34ZM35 227H36V226H35ZM16 228H17V227H15L14 229H16ZM24 228H25V227H24ZM29 228H32V227H29ZM36 228H37V227H36ZM36 228H34V229H35V230H38V229H39V227H38V229H36ZM14 229H13V231H14ZM17 229H18V228H17ZM32 229H33V228H32ZM34 229H33V230H34ZM28 230H29V229H27V231L25 230L26 235L28 234L27 237L29 236V233L31 232V231H30L29 233H27ZM30 230H31V229H30ZM33 230H32V231H33ZM40 230H42V229L40 228ZM46 230H47V229H46ZM46 230H45V231L42 230V232H46ZM52 230H53V229H51L50 231H52ZM17 231H19V230H17ZM22 231L24 232V230H22ZM38 231H39V230H38ZM53 231H55V230H53ZM14 232H16V231H14ZM25 232H24V235H25ZM17 233L21 234L22 232H21V233H20V232H17ZM35 233H37V231H36ZM38 233H39V232H38ZM38 233H37V235H38ZM33 234H34V231H33ZM41 234H42V233H41ZM41 234H39L38 236H39V237H44V236H42ZM46 234H47V233H46ZM46 234H45V235H46ZM21 235H22V238H23L24 235H23V234H21ZM34 235H35V234H34ZM34 235H33V236H34ZM37 235H36V236H37ZM43 235H44V233H43ZM49 235H50V234H47V235H46V236H47V239L44 238L45 241L48 240V241H46L45 243H48V242H49V239H48V236H49ZM30 236H31V233H30ZM46 236H45V237H46ZM24 237H26V236H24ZM39 237H38V239H39ZM41 239H42V238H41ZM41 239H40V240H41ZM44 239H42V240H44ZM50 239H51V238H50ZM40 240H39V241H40ZM42 240H41V246L44 244ZM50 241L52 242V240H50ZM5 242H11V240H10V241L6 240ZM51 242H49V243H51ZM39 243H40V242H39ZM42 243H43V244H42ZM49 243H48V245L45 244V246L47 245V247L50 248V246L52 245V243H51V244H49ZM69 243H70V242H69ZM69 243H68V244H69ZM9 244H11V243H9ZM26 244H27V243H26ZM66 244H67V243H66ZM66 244H65V246H66ZM70 244H71V243H70ZM49 245H50V246H49ZM12 246H14V249H15V248H16V249L19 248L17 245L15 246V243H13ZM24 246H25V244H24ZM28 246H29V243H28ZM30 246H31V245H30ZM37 246H38V245H37ZM37 246H35V248H36ZM41 246H38V247H41ZM43 246H44V245H43ZM43 246H42V247H43ZM26 247H27V245H26ZM32 247H33V246H32ZM42 247H41V248H42ZM11 248H13V247H11ZM22 248H23V247H22ZM24 248H25V247H24ZM33 248H34V247H33ZM35 248H34V250H36ZM29 249H30V248H29ZM50 249H51V248H50ZM20 250H21V249H20ZM34 250H33V251H34ZM37 250H39V248H37ZM37 250H36V251H37ZM44 250L46 251V252H44V254H47V251H50V250H47L46 247L44 248ZM44 250H43V251H44ZM59 250H60V249H59ZM39 251H40V250H39ZM43 251H40V253H41V252L43 253ZM55 251H56V249H55ZM64 251H67V249L64 250ZM37 252H38V251H37ZM56 252H57V251H56ZM61 252H62V250H61ZM61 252H60V253H61ZM60 253H59V254H60ZM64 253H65V252H64ZM2 254H3V253H2ZM38 254H39V253H38ZM53 254H54V253H53ZM59 254L57 255V257L61 255V254H60V255H59ZM40 255H43V254H40ZM49 255L52 256V253L49 254ZM55 255H56V254H55ZM64 255L66 256V254H64ZM38 256H39V255H38ZM38 256H37V257H38ZM43 256H45V255H43ZM53 256H54V255H53ZM53 256H52V258H53ZM62 256H63V253H62V255H61L60 257L62 258ZM19 257H20V255H19ZM21 257H22V255H21ZM40 257H41V256H40ZM49 257H50V256H49ZM49 257H45V258H43V259H46V258H47V259H50ZM66 257H67V256H66ZM66 257H65V258H66ZM5 258H6V257H5ZM22 258H23V257H22ZM38 258H39V257H38ZM54 258H55V257H54ZM7 259H8V260L10 259L9 262H11V260H12L13 258L7 256ZM7 259H6V261H7ZM63 259H64V258H63ZM15 260H16V259H15ZM22 261H23V260H22ZM22 261H21V262H22ZM45 261H46V262H49V261H50V262H51V261L53 262L54 259H51V260H49V261H48V260H45ZM61 261H62V260H61ZM63 261H64V260H63ZM65 261H66V260H65ZM9 262H8V263H9ZM16 262H17V260H16ZM21 262H20V263H21ZM46 262H45V263H46ZM52 262H51V263H52ZM75 262H77V261H75ZM75 262H74V263H75ZM11 263H13V262H11ZM11 263H9V264H11ZM17 263H18V262H17ZM20 263H19V264H20ZM22 263H24V262H22ZM64 263L67 264V262H64ZM5 264H6V263H5ZM15 264H16V263H15ZM52 264H55V263H52ZM62 264H63V262H62ZM69 264H70V262H69ZM75 264H77V263H75ZM78 264H79V262H78ZM80 264H81V263H80Z\"/></svg>","mask_w":264,"mask_h":264},{"label":"snow or ice","instance_id":"obj_4","mask_svg":"<svg viewBox=\"0 0 264 264\" xmlns=\"http://www.w3.org/2000/svg\"><path fill=\"white\" fill-rule=\"evenodd\" d=\"M233 2L238 6L237 10L240 11L245 18L249 19L251 28H252V34L255 36H260L261 33H264V0H260V2H249V0H233ZM259 25V26H258ZM71 51V49H69ZM256 52L261 51V45L259 43L256 44L255 47ZM239 53H234V55H238ZM35 55V54H33ZM37 60H40L41 58L39 56H35ZM52 57H49V62L52 61ZM42 67H46L45 65H42ZM261 67H264V65H261ZM67 70V69H61V71ZM74 71L79 72V69H72ZM83 75V73H80ZM42 106L44 105V98H41L40 101ZM53 107H56L53 105ZM260 108L264 109V104L259 105ZM241 120H243V117H240ZM229 124L234 127L235 125L232 124V122H229ZM111 133H109V136ZM242 141H237V143H241ZM112 143L115 144V140H112ZM55 186V185H54ZM101 188L103 189V185H101ZM99 220V213H97V221ZM97 243L95 247L97 248L98 256L101 254V244L99 241V223H97Z\"/></svg>","mask_w":264,"mask_h":264}]
</instances>
